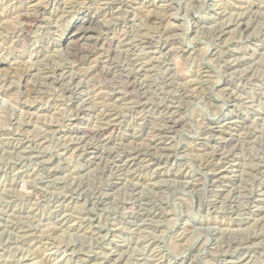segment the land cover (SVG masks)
I'll return each instance as SVG.
<instances>
[{
  "label": "clouds",
  "instance_id": "9594fccd",
  "mask_svg": "<svg viewBox=\"0 0 264 264\" xmlns=\"http://www.w3.org/2000/svg\"><path fill=\"white\" fill-rule=\"evenodd\" d=\"M77 254L264 264V0H0V264Z\"/></svg>",
  "mask_w": 264,
  "mask_h": 264
},
{
  "label": "rangeland",
  "instance_id": "374dc122",
  "mask_svg": "<svg viewBox=\"0 0 264 264\" xmlns=\"http://www.w3.org/2000/svg\"><path fill=\"white\" fill-rule=\"evenodd\" d=\"M225 39V37H221V40H224ZM43 115H47V112L45 111V113H42ZM224 165H221L220 167H223ZM82 254H77V255H75V256H73L71 259H72V261H73V264H75V261L76 260H78V259H80V256H81ZM77 258V259H76Z\"/></svg>",
  "mask_w": 264,
  "mask_h": 264
},
{
  "label": "bare ground",
  "instance_id": "6f19581e",
  "mask_svg": "<svg viewBox=\"0 0 264 264\" xmlns=\"http://www.w3.org/2000/svg\"><path fill=\"white\" fill-rule=\"evenodd\" d=\"M77 259V258H76Z\"/></svg>",
  "mask_w": 264,
  "mask_h": 264
}]
</instances>
